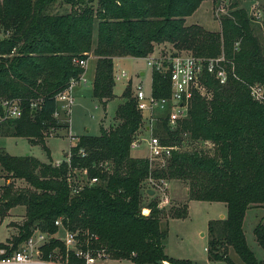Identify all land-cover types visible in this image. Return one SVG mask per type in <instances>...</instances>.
<instances>
[{
    "label": "trees",
    "instance_id": "1",
    "mask_svg": "<svg viewBox=\"0 0 264 264\" xmlns=\"http://www.w3.org/2000/svg\"><path fill=\"white\" fill-rule=\"evenodd\" d=\"M204 1L209 0H96L94 8L82 7L84 0H65L72 12L53 15L49 8L57 0H0V97L18 99L22 107V116L4 124L1 136L44 144L47 129H68V123L53 118L55 97L82 72L73 59L85 60L91 51L97 58L92 98L104 111L115 97L113 60L145 58L156 45L169 44L173 54L206 58L222 51L236 75L225 86L205 76L203 94L194 93L177 128L171 130L165 121L157 124L161 143L179 149L163 168L150 170L145 159L131 155V142L145 127L130 84L115 111L117 123L107 129L101 125L96 137L77 140L69 162L56 167L0 151V170L28 185L19 190L8 185L0 192L1 220L16 207L25 211L15 248L33 230L53 236L54 222L61 219L65 229L78 234L83 249L103 251L109 259L192 264L168 257L167 229L161 227L164 219H185L187 205L166 215L151 201L149 214H142L147 196L142 189L152 190L143 184L153 178L183 182L188 201L225 205V219L208 224V261L233 264L231 249L243 264H262L248 247L242 226L248 209H264V101H254L247 88L264 86V50L252 36V20L244 9L223 19L219 32L185 26V19ZM151 91L156 98L169 97L168 73L151 74ZM31 103L37 107L31 109ZM201 143L204 149H183ZM92 178L98 180L95 185H89ZM68 180L82 184V189L73 195ZM253 234L264 250V216ZM57 247L63 253L62 245L50 239L43 249ZM70 262L83 264L72 255Z\"/></svg>",
    "mask_w": 264,
    "mask_h": 264
},
{
    "label": "rangeland",
    "instance_id": "2",
    "mask_svg": "<svg viewBox=\"0 0 264 264\" xmlns=\"http://www.w3.org/2000/svg\"><path fill=\"white\" fill-rule=\"evenodd\" d=\"M88 1V2H87ZM217 0L204 1L200 4L197 10L185 19V26L198 25L208 32H219L221 29V21L223 19H231V12L237 9H244L247 11L248 16L250 13V5L246 0H232L226 6V9L218 21L214 17V5ZM79 5V4H78ZM83 6L96 7V0L90 2V0H84ZM80 8V6H78ZM261 9L264 10V2L261 3ZM73 10L72 6L67 4L65 0H57L49 8V13L53 15L68 14ZM252 36L257 39L264 50V15L258 21H251ZM3 34L0 32V38ZM222 43V42H221ZM96 44V32H94L91 40L92 49ZM222 48V47H221ZM173 49L169 44L156 45L152 53L147 57H161L169 56L173 54ZM184 54H191L190 52H183ZM223 52L218 56H221ZM88 60L86 68L87 84L85 86H77L74 89L73 97L74 102L71 105L68 116L66 117L63 110V104H57L58 119L61 122L68 123V129H61L55 131L47 129L44 136V144L33 143L28 138L24 137H11L0 135V151H5L12 157L30 156L40 163L56 165V163L66 162L71 154V148L77 143L81 137L91 136L96 137L99 134V128L102 125L104 128H109L111 124H116L115 111L117 107L124 103V99L121 97L124 89L130 84L131 95L134 97V93L139 86H143V89L149 93L151 90V72L146 65L145 58L133 59L129 57L115 58L113 60V73L114 71L124 70L127 73V79L116 81L113 89L114 99L110 101L105 111L96 103L92 98V81L94 76V70L96 65V57L91 52L85 54ZM192 55V54H191ZM217 56V57H218ZM206 58V57H199ZM216 58V57H214ZM143 73V75L141 74ZM264 88V86L254 83L247 86L248 90L250 86H257ZM251 96V95H250ZM252 98V97H251ZM253 99V98H252ZM254 100V99H253ZM255 101V100H254ZM67 119V120H66ZM68 121V122H67ZM161 126L157 125L153 130V135L161 140L163 137L161 134ZM149 136L145 130L141 131L139 137L147 138ZM73 137V139L71 138ZM77 139V140H76ZM76 140V141H75ZM204 149L201 144L193 147H185L183 149ZM176 151L179 149L176 148ZM181 151V150H180ZM65 154L67 156L65 157ZM132 156L141 158L145 155V151H132ZM144 158V157H142ZM59 164V165H60ZM0 170V192L8 185L14 187V189H25L28 187L26 183L21 181H15L7 178V175ZM161 180H155L153 178H147L144 181V187H151L154 191V195L144 196L142 203V214L147 216L149 210L147 205L153 201L156 202L157 208L162 210L166 215L169 212L176 209H181V206L187 205V216L185 219H169L165 222V219L161 222V227L167 229V238L164 243L165 251L168 257L175 260H188L192 264H228L229 261L210 262L207 259V247H208V224L211 221L224 220L225 217L220 218L221 215L226 214V207L222 203H208L201 201H188L187 188L185 184L178 180L166 181L167 188L166 194L169 198V204L166 207L160 209L158 207L159 202V189L157 187ZM145 192L142 189V194ZM25 211L23 207H16L7 213V216L0 219V245L14 247L15 238L18 237L19 231L17 226H20L24 222ZM263 211L261 208H250L246 211L243 220V233L246 239V243L250 250L253 252L255 258L264 264V250L257 244L253 230L260 222ZM35 230L32 231V233ZM55 235V234H54ZM26 241V240H25ZM25 241L17 244L21 246ZM93 250L92 252H97ZM228 257L233 264H243L239 257L230 249L228 251ZM75 259V258H74ZM63 260L69 261L70 258H63ZM78 261V260H77ZM65 262V261H64ZM99 264H134L128 260H112L105 258Z\"/></svg>",
    "mask_w": 264,
    "mask_h": 264
},
{
    "label": "built area",
    "instance_id": "3",
    "mask_svg": "<svg viewBox=\"0 0 264 264\" xmlns=\"http://www.w3.org/2000/svg\"><path fill=\"white\" fill-rule=\"evenodd\" d=\"M230 1L232 0H217L214 5V17L217 21L220 17L219 14L224 12ZM246 1L250 5L251 20H260L264 15V10L260 8L264 0ZM144 60L151 73H168L170 83V94L167 98H156L152 95L151 90L147 93L143 86H139L134 93L137 110L143 116L145 132L149 136L133 140L130 150L145 151V155L142 157L148 162L151 170L154 167L163 168L172 153L176 151V147L163 145L160 139L152 134L156 125L165 121L171 130H175L179 120L186 118L194 93L198 91L203 94V78L205 76H210L220 86H225L229 79L236 78V75L234 65L223 54L216 58H199L181 52L169 56H149ZM73 63L82 70L81 74L77 78H71L65 89L55 97L57 104H63L66 117L74 102V89L87 84L85 74L88 60L76 58L73 59ZM228 65H230L229 68ZM113 79L114 82L127 79V73L124 70L114 71ZM249 91L255 101H264V88L259 85L250 86ZM36 107L37 103H31V109ZM58 115V110H56L53 118L58 119ZM21 116L22 107L18 99L0 97V131L4 124L17 120ZM71 138L73 139V137ZM66 162H69V159ZM59 164L56 163L54 166L58 167ZM97 182L96 178H92L89 185H95ZM68 184L73 195L82 189V184L75 186L70 180H68ZM157 187L160 196L158 207L162 209L169 204L166 181L161 180ZM54 226L57 228V232L53 236L35 230L24 244L17 248H13L11 245L9 247L0 246V264H70L63 258H70L71 255L83 264H99L107 257L103 251L92 252V250L83 249L78 234L65 229L61 219H57ZM50 239H55L62 245L63 253L60 251V247L51 251L43 249L49 244Z\"/></svg>",
    "mask_w": 264,
    "mask_h": 264
},
{
    "label": "water",
    "instance_id": "4",
    "mask_svg": "<svg viewBox=\"0 0 264 264\" xmlns=\"http://www.w3.org/2000/svg\"><path fill=\"white\" fill-rule=\"evenodd\" d=\"M66 156H67V154H65V157H66ZM145 194H146L147 196L151 197V196L154 195V191H152V190H146V191H145Z\"/></svg>",
    "mask_w": 264,
    "mask_h": 264
},
{
    "label": "crops",
    "instance_id": "5",
    "mask_svg": "<svg viewBox=\"0 0 264 264\" xmlns=\"http://www.w3.org/2000/svg\"><path fill=\"white\" fill-rule=\"evenodd\" d=\"M94 72H95V70H94ZM142 75H143V73H141ZM85 77H86V74H85ZM94 77V76H93ZM87 78V77H86ZM261 210L263 211V215H262V217L264 216V209L263 208H261ZM226 216V214L225 215H221L220 216V218H222V217H225ZM262 217H261V219H262ZM261 221V220H260ZM168 222V221H167Z\"/></svg>",
    "mask_w": 264,
    "mask_h": 264
}]
</instances>
